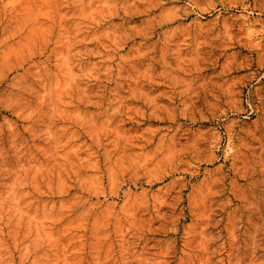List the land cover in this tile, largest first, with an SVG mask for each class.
<instances>
[{"label": "rangeland", "instance_id": "obj_1", "mask_svg": "<svg viewBox=\"0 0 264 264\" xmlns=\"http://www.w3.org/2000/svg\"><path fill=\"white\" fill-rule=\"evenodd\" d=\"M0 264H264V0H0Z\"/></svg>", "mask_w": 264, "mask_h": 264}]
</instances>
